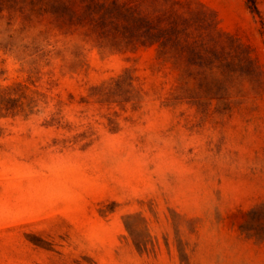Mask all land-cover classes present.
Here are the masks:
<instances>
[{
    "label": "rangeland",
    "instance_id": "1",
    "mask_svg": "<svg viewBox=\"0 0 264 264\" xmlns=\"http://www.w3.org/2000/svg\"><path fill=\"white\" fill-rule=\"evenodd\" d=\"M0 264H264V0H0Z\"/></svg>",
    "mask_w": 264,
    "mask_h": 264
}]
</instances>
